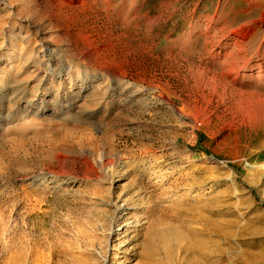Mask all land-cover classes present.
Returning <instances> with one entry per match:
<instances>
[{
	"label": "rangeland",
	"instance_id": "1",
	"mask_svg": "<svg viewBox=\"0 0 264 264\" xmlns=\"http://www.w3.org/2000/svg\"><path fill=\"white\" fill-rule=\"evenodd\" d=\"M0 264H264V0H0Z\"/></svg>",
	"mask_w": 264,
	"mask_h": 264
},
{
	"label": "bare ground",
	"instance_id": "2",
	"mask_svg": "<svg viewBox=\"0 0 264 264\" xmlns=\"http://www.w3.org/2000/svg\"><path fill=\"white\" fill-rule=\"evenodd\" d=\"M47 50H49L50 48H46ZM52 49V48H51ZM49 50L50 52H52L53 50ZM57 66V65H56ZM54 68V67H53ZM56 69V68H55ZM59 74V73H58ZM81 112V111H79ZM154 157V158H153ZM151 159H149V169L148 171L152 174V175H155L156 173H160V172H163L165 171V169L167 168L168 166V161H166L164 158H162L161 156H153ZM153 159V160H152ZM121 164H123V161L121 160L120 161ZM119 163V164H120ZM125 164V163H124ZM161 175V174H160ZM73 180V179H72ZM71 182V179L70 178H64V179H61V180H56L55 182V188L58 189V188H61L62 185H64V183H67V182ZM195 195V194H194ZM194 197V196H193ZM113 207H114V212H115V220L121 218L122 216H124L126 213V209L124 208V206L122 204H118V203H113L112 204ZM200 206V205H199ZM201 208V206H200ZM199 210V209H197ZM113 218V219H114ZM123 218V217H122ZM214 230H216V228H214ZM205 237V236H204ZM212 252V251H211ZM208 257V256H207ZM206 257V258H207ZM203 258V257H202ZM211 258V257H210ZM104 260L106 261V257L104 258ZM209 260V259H208Z\"/></svg>",
	"mask_w": 264,
	"mask_h": 264
}]
</instances>
